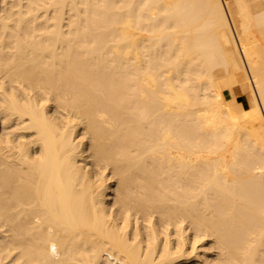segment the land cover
I'll return each mask as SVG.
<instances>
[{"label":"bare ground","instance_id":"bare-ground-1","mask_svg":"<svg viewBox=\"0 0 264 264\" xmlns=\"http://www.w3.org/2000/svg\"><path fill=\"white\" fill-rule=\"evenodd\" d=\"M0 264H264V0H0Z\"/></svg>","mask_w":264,"mask_h":264},{"label":"rangeland","instance_id":"rangeland-1","mask_svg":"<svg viewBox=\"0 0 264 264\" xmlns=\"http://www.w3.org/2000/svg\"><path fill=\"white\" fill-rule=\"evenodd\" d=\"M224 93H225V95H226L227 98L230 97L228 91H225ZM236 100L237 101H239V100H246V97H245V95H241V96L237 97Z\"/></svg>","mask_w":264,"mask_h":264},{"label":"crops","instance_id":"crops-1","mask_svg":"<svg viewBox=\"0 0 264 264\" xmlns=\"http://www.w3.org/2000/svg\"><path fill=\"white\" fill-rule=\"evenodd\" d=\"M224 92H225V91H224ZM224 96H225V98H226V99H229V98H230V97H229V98H227V97H226V95H225V93H224ZM229 96H230V95H229Z\"/></svg>","mask_w":264,"mask_h":264}]
</instances>
